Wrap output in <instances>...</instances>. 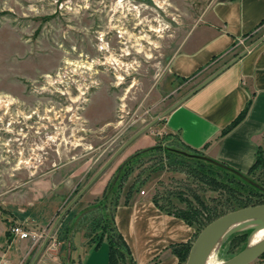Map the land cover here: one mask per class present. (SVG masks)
I'll list each match as a JSON object with an SVG mask.
<instances>
[{
	"label": "rangeland",
	"instance_id": "obj_1",
	"mask_svg": "<svg viewBox=\"0 0 264 264\" xmlns=\"http://www.w3.org/2000/svg\"><path fill=\"white\" fill-rule=\"evenodd\" d=\"M213 1L0 0V264H30L43 242L60 244L58 236L64 248L70 240L77 262L106 261L107 242L92 248L85 240L83 247L80 235L89 234L100 199L111 218L118 177L140 149L118 205L130 185L172 212L198 205V198L209 205L225 199L189 167L174 165L164 149L146 152L156 144L190 152L161 116L182 95L167 65ZM261 149L264 162V139ZM251 176L264 191V168ZM107 184L113 192L104 196ZM17 224L30 236L8 240L5 233ZM247 240L248 234L230 247L225 239L215 258L231 257Z\"/></svg>",
	"mask_w": 264,
	"mask_h": 264
},
{
	"label": "crops",
	"instance_id": "obj_2",
	"mask_svg": "<svg viewBox=\"0 0 264 264\" xmlns=\"http://www.w3.org/2000/svg\"><path fill=\"white\" fill-rule=\"evenodd\" d=\"M262 28L264 0H214L167 65L181 99L248 48L164 116L165 130L182 146L244 173L255 162L264 139V33L255 38ZM248 101L245 117L221 134ZM114 221L136 264H178L171 246L190 241L195 232L186 220L163 211L151 196L139 192L116 206ZM58 237L60 244L55 248L40 245L33 264H93L91 258L77 262L70 240L64 248V237ZM80 237L84 247L86 238ZM107 260L96 264H107ZM252 264H264V259Z\"/></svg>",
	"mask_w": 264,
	"mask_h": 264
},
{
	"label": "trees",
	"instance_id": "obj_3",
	"mask_svg": "<svg viewBox=\"0 0 264 264\" xmlns=\"http://www.w3.org/2000/svg\"><path fill=\"white\" fill-rule=\"evenodd\" d=\"M248 107L249 101L247 102L245 108L238 114V116L228 126L222 129L221 134H224L235 125H237L245 117ZM162 149L165 150L168 156L172 157L174 165L177 164L179 166L184 165L186 167H189L191 169L190 171L194 173L195 176H200L201 180L206 179L208 182H210L209 184L211 185V187L215 191L218 190L220 196L221 194H223V192L226 195L225 199L222 202H217V199L213 198L214 202L209 205L205 201L199 199L196 194H194V196L198 198L199 204L193 206L191 205V203L187 202V207L176 209L177 212H172L171 210L162 206V204H159L158 199L155 195L152 197L153 201L163 211L183 218L195 229L194 237L190 241L186 243H176L171 246L172 251L175 252L178 256V264H183L187 258L194 238L207 223L227 211L264 202V191L260 188V184L251 176L257 169L260 171V169L264 168L262 149L261 147L259 148L256 160L247 172L244 173L238 169L233 168L236 171L244 174L247 178L250 179V181L245 180L236 172L231 171L226 167L216 165L211 161L202 158V156H205V154L200 150L186 148L190 151L187 152L171 146H165L163 148L161 144H156L146 148V152L148 150V152L161 153ZM144 150L145 149L137 150L134 154L128 157V159L124 163V172L118 177V185L114 191V194H116L117 196L114 201V208L111 218L108 219L107 214L104 212V208L106 206L104 201L105 199H100L101 202L99 203H101L102 210L95 218H92L88 221L91 230L89 231V234L86 235V243L92 248H97L103 241H106L108 244L107 264H136L128 245L126 244L125 240L123 239L122 235L115 225L114 210L116 206H118L124 183L127 180L128 176L133 172V160L135 159L138 161L139 157L143 155L142 152ZM180 158H185L188 161L185 162L183 159L180 160ZM212 168H214V171L212 170ZM251 181H253L254 183ZM108 185L109 184H107V186L103 190L104 196L105 194L108 195L109 192H113V185ZM133 189L134 186L130 185L125 192L124 203H127L129 201V198L135 191ZM249 232L250 230H247L230 235L228 237V239L230 238V245L228 246H237L240 243L244 242ZM5 234L7 239L10 240L12 237L11 231L9 230ZM241 249H243L242 246L239 251ZM260 258L264 259V253H262L258 257V259Z\"/></svg>",
	"mask_w": 264,
	"mask_h": 264
},
{
	"label": "water",
	"instance_id": "obj_4",
	"mask_svg": "<svg viewBox=\"0 0 264 264\" xmlns=\"http://www.w3.org/2000/svg\"><path fill=\"white\" fill-rule=\"evenodd\" d=\"M253 45L249 46L251 48ZM248 50L245 49L239 55L231 59L228 63L222 66L220 69L211 74L208 78L202 81L199 85H197L194 89H192L188 94L182 97L179 101L174 103L171 107H169L165 112L162 113L161 116H165L170 110H172L176 105L181 103L189 94L196 91L198 88L203 86L221 71H223L226 67L229 66L235 59L240 57L244 52ZM160 117H157L151 123L138 130L135 134H133L129 139H127L110 157V159L103 165V167L96 173L94 177L84 186V188L78 193V195L74 198L75 201L79 195H81L86 188L98 177V175L103 171V169L121 152L124 150L127 145H129L138 135H140L143 131H145L149 126H151L155 121H157ZM202 158L211 161L212 163L226 167L231 171L236 172L240 177L244 178L247 181H250L244 174L236 171L232 167L218 162L208 156H202ZM253 182V181H251ZM254 183V182H253ZM250 230L248 234V240L243 249L232 255L231 257L220 261L218 264H250L254 260H256L262 253H264V237L260 241L250 244V239L255 236L258 232L264 230V202L240 207L234 210L227 211L217 218L213 219L209 223H207L196 235L194 238L191 247L189 249L187 258L184 264H207L208 257L212 251H217L230 235L239 232ZM34 260L31 264H33Z\"/></svg>",
	"mask_w": 264,
	"mask_h": 264
},
{
	"label": "bare ground",
	"instance_id": "obj_5",
	"mask_svg": "<svg viewBox=\"0 0 264 264\" xmlns=\"http://www.w3.org/2000/svg\"><path fill=\"white\" fill-rule=\"evenodd\" d=\"M3 101V100H2ZM264 237V230L258 232L255 236H253L251 239H250V244H253V243H256L258 241H260L261 239H263ZM220 261H218L216 258H215V251H212L208 257V260H207V264H218Z\"/></svg>",
	"mask_w": 264,
	"mask_h": 264
},
{
	"label": "built area",
	"instance_id": "obj_6",
	"mask_svg": "<svg viewBox=\"0 0 264 264\" xmlns=\"http://www.w3.org/2000/svg\"><path fill=\"white\" fill-rule=\"evenodd\" d=\"M141 193H144V191L141 190ZM10 231L13 235L18 236L19 238H26L30 236V232L27 231L23 226L18 225V224L12 226ZM53 244L56 245V243H53Z\"/></svg>",
	"mask_w": 264,
	"mask_h": 264
}]
</instances>
